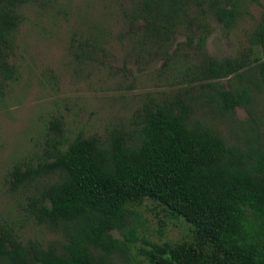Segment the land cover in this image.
Wrapping results in <instances>:
<instances>
[{"label":"trees","instance_id":"1","mask_svg":"<svg viewBox=\"0 0 264 264\" xmlns=\"http://www.w3.org/2000/svg\"><path fill=\"white\" fill-rule=\"evenodd\" d=\"M129 1L131 23L142 21L144 38L165 55L175 32L191 31L187 44L197 39L202 59L190 83L210 91L144 103L134 134L115 130L105 140L69 139L52 122L44 151L14 164L8 176L14 190L41 184L28 199V212L63 242L59 248L23 244L14 225L0 224V264H116L110 255L125 256L138 241L133 209L144 199L184 220L192 232L190 241L144 240L147 248L138 252L149 264H264V123L253 108L254 92H264V12L248 36L253 62L245 54L216 60L204 53L208 21L232 29L240 0ZM26 3L0 0V108L19 78L10 57L18 10ZM96 37L82 49L89 60L101 48ZM231 77L241 84L233 86ZM221 80L230 84L227 90L219 87ZM199 105L233 125L235 108L244 107L249 118L240 123L243 143H228L194 118Z\"/></svg>","mask_w":264,"mask_h":264},{"label":"rangeland","instance_id":"2","mask_svg":"<svg viewBox=\"0 0 264 264\" xmlns=\"http://www.w3.org/2000/svg\"><path fill=\"white\" fill-rule=\"evenodd\" d=\"M238 10L230 30L208 21L207 56L222 60L245 54L253 62L248 36L264 12V0H240ZM18 15L20 25L10 62L17 66L19 78L8 88L0 108V224L14 225L23 244L38 242L59 248L62 235L39 224L28 212V199L38 193L41 184L14 190L8 176L14 164L33 161L44 151L51 123L58 121L69 139L105 140L115 130L134 134L137 112L144 103L177 94L182 97L186 91L196 98L210 90L190 83L202 59L197 39L187 44L191 31L175 32L165 55L144 38L142 21L131 23L129 0H27ZM95 36L101 48L89 60L82 49ZM249 75L245 73L242 82ZM237 82L231 77L233 86L241 84ZM229 85L227 80L219 81L225 90ZM254 95V111L264 123V92ZM196 111L193 117L217 130L228 143H243L240 123L249 118L244 107L235 108V125L208 106L199 105ZM133 210L138 241L125 256L121 252L110 255L116 264H149L138 252L147 248L144 240L160 244L192 238L184 220L170 216L150 199ZM111 234L123 240L118 231Z\"/></svg>","mask_w":264,"mask_h":264}]
</instances>
